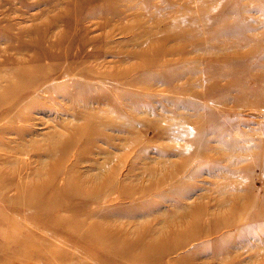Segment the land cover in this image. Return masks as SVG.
<instances>
[{
  "label": "rangeland",
  "instance_id": "obj_1",
  "mask_svg": "<svg viewBox=\"0 0 264 264\" xmlns=\"http://www.w3.org/2000/svg\"><path fill=\"white\" fill-rule=\"evenodd\" d=\"M69 1L0 0V264H145L152 238L169 249L155 264H264V0H91L65 15ZM222 3L234 7L216 13ZM238 20L239 34H213ZM169 31L182 34L162 41ZM61 32L75 60L65 71L46 54ZM36 73L48 78L10 102ZM93 123L40 194L75 174L114 172L117 189L50 213L23 206L24 186L59 165L40 148ZM97 223L135 242L130 255L98 247Z\"/></svg>",
  "mask_w": 264,
  "mask_h": 264
},
{
  "label": "bare ground",
  "instance_id": "obj_2",
  "mask_svg": "<svg viewBox=\"0 0 264 264\" xmlns=\"http://www.w3.org/2000/svg\"><path fill=\"white\" fill-rule=\"evenodd\" d=\"M91 0H70L68 2L67 7L64 9V11L62 12L65 15H68L69 13H72L78 9H81L83 6L87 5L88 2H90ZM227 2V1H226ZM230 7H234V5L232 6L231 4L227 5L226 3H222L219 5L218 11H216V13H221L223 12V10H225L226 8H230ZM235 10V9H234ZM56 15V17H52L49 18L47 20H45L43 23H41L40 27L38 28L37 32L39 33L40 36H42V38L49 33V28L52 27V24H54L55 22L57 23L58 20H60L61 18H63V16L61 17L60 14ZM52 19V20H50ZM55 23V24H56ZM243 28V24L242 22H240V20H238L236 22V24L233 23V25H231L229 28H226L224 30L222 29H216L213 31V34L219 35V34H223L224 31H226V34L228 33H233V34H239L242 31ZM192 30V29H191ZM222 30V31H221ZM181 33V31L178 32H173V31H169V32H164L163 36H162V41H165L169 38H171V36H176L178 35L177 33ZM65 32H61V34H58L56 39L49 41V45H48V49L46 51L47 57L50 59H58V64H63L64 67H61V71H65L68 70L69 65L71 64V62L75 61L74 57L71 56L69 53L72 51V44L70 41V37L66 38L64 36ZM47 39V38H46ZM72 40V39H71ZM86 36L83 34L82 36V44H84V42L86 41ZM42 40L40 39V42ZM32 44H40V42L36 39H32L31 40ZM44 42H46V40H44ZM79 50V48H78ZM70 57L72 59H70ZM64 60V62H63ZM54 66H56V64H53ZM52 66V67H54ZM27 69H23L19 72V75L21 77H24L26 75H29ZM39 75V76H38ZM36 76V77H35ZM34 77H32L31 79H29V82L27 85H22L23 83L21 82H17L15 84L12 85L11 89H10V93H11V98L9 99V101H14L17 96L22 92V90H24L25 88H30V89H36L38 87V85H40V82L43 80H46L48 77L44 74H40V73H36ZM65 92H63L66 96L65 98L69 99V97H71L70 95H76L78 94V92H80V88H78L77 84L74 82V89L72 90H64ZM55 92H53V95H56ZM74 97V96H73ZM76 111V109L74 110V112ZM96 130H98V126L93 124L89 125V128H84V127H80L78 129L74 128L72 131L68 132V133H63L61 132L59 134V136L57 138H55V140L53 141L54 143L51 144V146L49 147H45L42 146L40 149L43 150L45 149V151H48L47 153L50 156H53L52 159H54L56 156V164H59L58 166L54 165V168H52V170L48 173L49 175L45 178L42 179V181L40 179H38V183H37V189H33V192L29 194V190L31 189V185L28 186H24L25 190V194H22V200L20 203H22L23 206L28 207L29 205H34L33 208L34 209L38 206H41L42 210L47 211L48 213H50L52 210H55L56 208H58L57 205H60L62 203H66L68 202V198L70 196H73L74 194H78L81 196H85L84 199H86V196H88L90 199L92 200H101V198H98L100 193H106L108 194L109 192H111L112 190H116L118 185L114 186V182H113V175L114 172H110L109 176H104L103 174L100 177H96V176H92L89 177L87 175L84 174H80V176H70V177H74L76 180H73L72 178H70L65 186L63 187H54L56 190H53V192L50 193L48 195H44L40 194V190L43 188V190L48 186V185H52L55 181H56V177L58 176V174L60 172H62V168L59 167L60 163L62 162V156L64 154H66L68 152V150L72 147L73 142L76 140V138L82 134H86L89 136V143L92 141V138L94 136V133L96 132ZM66 138L65 141H63V139ZM62 155L61 158H58L59 155ZM44 166V165H43ZM42 166V167H43ZM60 168L62 170H60ZM42 172L44 174V170L42 169ZM47 173V171H46ZM45 175V174H44ZM13 176L9 175L8 179H12ZM4 181V180H3ZM2 180L0 181V188H3L4 185H6V183L8 181H4ZM124 180H117V182L119 184L122 185ZM153 182V181H152ZM4 183V184H3ZM3 184V186H2ZM154 184H151V186L145 187V189H143L144 191H147L148 189H150L151 187H153ZM122 187H124V184L122 185ZM29 189V190H27ZM29 191V192H28ZM46 198H48L49 200L47 201ZM65 200V201H64ZM201 208L198 209H202V206H200ZM41 211V210H40ZM231 212V210H230ZM29 215H31V217L33 218L35 216L34 213H28ZM47 216V215H44ZM221 216L217 219L220 220ZM56 220V219H53ZM51 221V220H50ZM64 221L66 223H68L70 225V221L64 219ZM49 222V221H48ZM56 222V221H55ZM50 225L53 224V221L49 223ZM99 223H97V228L99 229V231L97 230L98 234H94L92 233L91 230L88 231V234L93 238L95 237V239H93L98 247L100 248H104V249H114L113 247H117L118 251L121 253L122 257H126L130 255V248L132 246H135V242H133L132 240H128L126 243H121L122 246L118 245L117 243L113 242L111 240V237L107 234V232H110L112 230L111 226H105L102 229V226L98 225ZM67 224H65L66 226ZM196 227V232H200L202 229H199ZM89 228V227H88ZM92 229V228H90ZM93 230V229H92ZM167 239V238H166ZM164 239V240H166ZM142 255L144 258H142V262H144L145 264H155L157 262V260H159L161 258V256L165 253H167L169 251V249H166V246H162V241L157 238H152L151 242L148 243H144L142 245ZM134 258H137V256L135 255Z\"/></svg>",
  "mask_w": 264,
  "mask_h": 264
}]
</instances>
